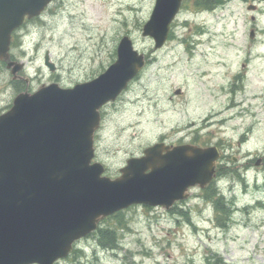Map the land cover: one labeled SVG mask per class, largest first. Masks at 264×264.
Instances as JSON below:
<instances>
[{
	"label": "rangeland",
	"instance_id": "rangeland-1",
	"mask_svg": "<svg viewBox=\"0 0 264 264\" xmlns=\"http://www.w3.org/2000/svg\"><path fill=\"white\" fill-rule=\"evenodd\" d=\"M193 3L186 0L171 39L159 49L142 34L155 0H62L57 14L52 6L42 21L19 31L22 45L13 53L26 63L21 74L30 78V91L93 79L116 59L124 35L150 57L141 77L104 109L96 145L107 175L118 176L131 154L161 136L170 143L190 139L191 129L204 125L200 133L192 130L194 138L218 145L231 173L241 169V157H252L249 184L235 175L219 180L234 203L230 227L217 225L227 227L223 219L215 222L213 205L200 201L196 187L181 210L137 205L103 221L101 227L117 233L119 248H103L96 232L57 264H264V163L256 165L264 157V0H229L214 12H197ZM250 3L258 5L256 12L248 10ZM47 52L56 72L45 65ZM12 79L0 64V113L19 93ZM241 134L247 136L240 146Z\"/></svg>",
	"mask_w": 264,
	"mask_h": 264
},
{
	"label": "water",
	"instance_id": "water-1",
	"mask_svg": "<svg viewBox=\"0 0 264 264\" xmlns=\"http://www.w3.org/2000/svg\"><path fill=\"white\" fill-rule=\"evenodd\" d=\"M52 0H0V60L14 78L24 64L10 59L12 32ZM182 0H157L144 35L164 45ZM254 33H252V37ZM146 64L125 36L118 58L98 77L74 87L58 83L24 91L0 115V264H54L100 220L132 204L169 208L205 187L216 173L217 146L156 143L132 157L117 178L94 162L100 109L127 88ZM51 71L56 65L46 56ZM166 151V154L164 153Z\"/></svg>",
	"mask_w": 264,
	"mask_h": 264
},
{
	"label": "trees",
	"instance_id": "trees-1",
	"mask_svg": "<svg viewBox=\"0 0 264 264\" xmlns=\"http://www.w3.org/2000/svg\"><path fill=\"white\" fill-rule=\"evenodd\" d=\"M203 2L206 3V0H203ZM224 168L225 167L222 165L221 170L223 171ZM205 199L212 202L217 214L216 220L221 221L223 219V221L226 223V226H228L233 212L231 207L232 203H228L226 201L224 196L220 193L215 185H211L208 187L205 192ZM218 224L222 225L220 222ZM98 233L100 235V240L104 246L116 248L119 244V241L117 240V233H115V230L111 227H100L98 229ZM219 262H223L222 258L219 259ZM215 263L218 264L217 262ZM208 264H211V262L209 261Z\"/></svg>",
	"mask_w": 264,
	"mask_h": 264
},
{
	"label": "flooded vegetation",
	"instance_id": "flooded-vegetation-1",
	"mask_svg": "<svg viewBox=\"0 0 264 264\" xmlns=\"http://www.w3.org/2000/svg\"><path fill=\"white\" fill-rule=\"evenodd\" d=\"M59 1L60 0H57L56 2L54 1V2H52L51 3V5L50 6H48L45 10H44V14L45 13H49V10L51 9V6H55V7H58L59 6ZM41 19V16H38V17H35V18H32V19H27L26 20V24H29V23H32V22H36V21H39ZM17 33H14V35H13V40L15 39V35H16ZM12 84H14L13 82H12ZM14 86H16L15 84H14ZM191 134L193 135L194 134V131H191ZM162 141H166V142H169L168 141V138H166V137H162ZM185 142H193V137H191L189 140H185V139H181V140H176V142H174L173 144H182V143H185ZM200 142V141H199ZM165 153V152H164Z\"/></svg>",
	"mask_w": 264,
	"mask_h": 264
}]
</instances>
